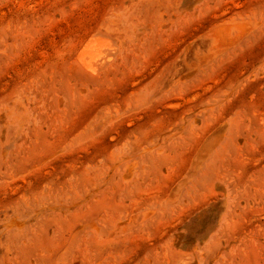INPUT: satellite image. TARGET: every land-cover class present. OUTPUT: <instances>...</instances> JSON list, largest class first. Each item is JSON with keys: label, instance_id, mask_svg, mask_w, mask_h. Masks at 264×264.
<instances>
[{"label": "rangeland", "instance_id": "374dc122", "mask_svg": "<svg viewBox=\"0 0 264 264\" xmlns=\"http://www.w3.org/2000/svg\"><path fill=\"white\" fill-rule=\"evenodd\" d=\"M0 264H264V0H0Z\"/></svg>", "mask_w": 264, "mask_h": 264}, {"label": "bare ground", "instance_id": "6f19581e", "mask_svg": "<svg viewBox=\"0 0 264 264\" xmlns=\"http://www.w3.org/2000/svg\"><path fill=\"white\" fill-rule=\"evenodd\" d=\"M97 41H99V40H97ZM91 42H93V41H91ZM91 42H90V44H91ZM95 42H96V41H95ZM93 44H94V43H93ZM88 45H89V44H87V46H88ZM97 45H98V44H97ZM85 48H86V47H85ZM96 48H97L96 45L88 46L87 49H84V50H83L84 52H82V50H81L79 56L81 55V53L84 54L85 51H87L86 53H87V55H89L88 57H90V59H91V58L94 59V57L96 56V55L94 56V54H95L94 52L96 51ZM98 50H99V49H98ZM99 51H100V50H99ZM96 52H98V51H96ZM93 53H94V54H93ZM98 53H99V52H98ZM81 56H82V55H81ZM86 57H87V56H86ZM86 57H85V55H83V57H81L80 60L82 61V63H83L85 66L89 67V68L94 67L95 65H94V66L91 65V62L94 61V60H92V61L90 60V62H89V61L86 60ZM89 68H88V69H89ZM94 68H95V67H94Z\"/></svg>", "mask_w": 264, "mask_h": 264}]
</instances>
